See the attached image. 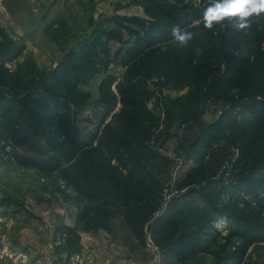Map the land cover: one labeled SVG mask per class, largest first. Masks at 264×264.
Returning <instances> with one entry per match:
<instances>
[{
    "label": "rangeland",
    "instance_id": "obj_1",
    "mask_svg": "<svg viewBox=\"0 0 264 264\" xmlns=\"http://www.w3.org/2000/svg\"><path fill=\"white\" fill-rule=\"evenodd\" d=\"M149 1L0 0V89L13 98L42 99L41 87L47 85L78 112L80 129L102 125L127 140L130 121L122 118L129 115L118 104L117 89L133 83L146 93V105L157 118L154 134L145 149L133 143L130 148L169 186L164 209L174 213L190 201L213 203L209 206L224 214L210 227L179 217L180 226L195 232L207 251L180 263L160 250L157 264H212L240 242L230 237L228 216L264 227V208L251 192L253 180L264 177V126L237 104L205 101L203 85L193 75L206 57L199 44L171 42L125 65L123 50L132 39L116 23L129 16L164 22ZM13 153L26 151L0 139V264H156L118 217L111 234L80 232L72 190L56 175L18 167ZM202 167L212 174L188 189L211 190L186 197L178 183ZM69 232L77 238L76 249ZM247 264H264V242L248 252Z\"/></svg>",
    "mask_w": 264,
    "mask_h": 264
},
{
    "label": "trees",
    "instance_id": "obj_2",
    "mask_svg": "<svg viewBox=\"0 0 264 264\" xmlns=\"http://www.w3.org/2000/svg\"><path fill=\"white\" fill-rule=\"evenodd\" d=\"M149 2L164 22L129 16L116 23L132 39L123 50L125 65L135 64L159 46L171 43L173 26L187 28L195 33L190 45L199 44L206 54L193 72L195 80L203 85L205 101L237 104L253 123L264 126V15L259 19L250 18L251 27L245 31L237 30L235 21H226L208 30L203 28L201 16L211 0ZM41 89L42 99L13 98L0 89V139L26 151V154L11 155L18 167L56 175L72 190L79 207L75 225L80 232L103 230L111 234L113 221L121 216L124 228L137 247H145L149 236L159 250L180 263L186 256L207 251L195 232L180 226L178 218L187 217L210 227L224 214L206 201L208 205L201 206L185 201L174 213L164 209L171 192L166 190L160 172L148 167L130 148L133 143L145 149L146 140L154 134L157 118L146 105V93L133 83L122 84L117 89L118 104L129 115L122 118L124 122L130 121L125 124L127 140L102 129V125L83 131L79 128L78 112L68 99L47 85ZM106 116L108 112L103 119ZM136 120L146 126L137 128ZM209 174H212L211 168H198L178 183L177 190H185L186 197L201 196L211 189L188 188ZM253 183V198L263 209L264 197L256 196V192L264 194V177L255 178ZM228 218L233 223L230 237L239 238L240 242L226 259L212 264H228V261L247 264L248 252L264 242V227L241 217ZM69 233L72 249H76L77 238Z\"/></svg>",
    "mask_w": 264,
    "mask_h": 264
},
{
    "label": "clouds",
    "instance_id": "obj_3",
    "mask_svg": "<svg viewBox=\"0 0 264 264\" xmlns=\"http://www.w3.org/2000/svg\"><path fill=\"white\" fill-rule=\"evenodd\" d=\"M262 15H264V0H211L203 10L201 22L203 28L211 30L214 25L235 21L237 30L245 31L251 27L250 18L259 19ZM170 35L174 44L187 47L195 33L175 25Z\"/></svg>",
    "mask_w": 264,
    "mask_h": 264
},
{
    "label": "built area",
    "instance_id": "obj_4",
    "mask_svg": "<svg viewBox=\"0 0 264 264\" xmlns=\"http://www.w3.org/2000/svg\"><path fill=\"white\" fill-rule=\"evenodd\" d=\"M63 183V182H62ZM64 184V183H63ZM85 234H88V233H85ZM145 248L150 251L152 254H153V262H155L157 264V262L159 261L158 259V255H159V249L158 247H156L151 239L149 238V236L146 237V241H145ZM88 258H91V257H88ZM123 264H136L135 262H128V263H123Z\"/></svg>",
    "mask_w": 264,
    "mask_h": 264
},
{
    "label": "crops",
    "instance_id": "obj_5",
    "mask_svg": "<svg viewBox=\"0 0 264 264\" xmlns=\"http://www.w3.org/2000/svg\"><path fill=\"white\" fill-rule=\"evenodd\" d=\"M118 219H120V222L122 223V217L121 216H118ZM123 224V223H122ZM103 232L104 234H106V232H104L103 230L101 231ZM108 234V233H107ZM101 236V235H100ZM102 237V236H101Z\"/></svg>",
    "mask_w": 264,
    "mask_h": 264
},
{
    "label": "water",
    "instance_id": "obj_6",
    "mask_svg": "<svg viewBox=\"0 0 264 264\" xmlns=\"http://www.w3.org/2000/svg\"><path fill=\"white\" fill-rule=\"evenodd\" d=\"M168 189H169V186L167 185V186H166V190H168Z\"/></svg>",
    "mask_w": 264,
    "mask_h": 264
}]
</instances>
